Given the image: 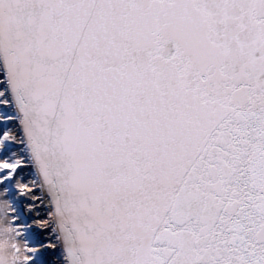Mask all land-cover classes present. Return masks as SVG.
I'll return each mask as SVG.
<instances>
[{"label": "snow or ice", "instance_id": "1", "mask_svg": "<svg viewBox=\"0 0 264 264\" xmlns=\"http://www.w3.org/2000/svg\"><path fill=\"white\" fill-rule=\"evenodd\" d=\"M0 264H264V0H0Z\"/></svg>", "mask_w": 264, "mask_h": 264}]
</instances>
